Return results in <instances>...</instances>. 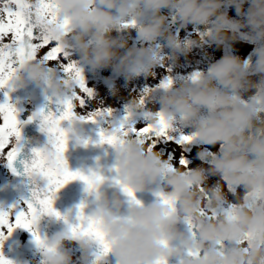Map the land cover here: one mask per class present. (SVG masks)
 Instances as JSON below:
<instances>
[{
	"label": "clouds",
	"instance_id": "obj_1",
	"mask_svg": "<svg viewBox=\"0 0 264 264\" xmlns=\"http://www.w3.org/2000/svg\"><path fill=\"white\" fill-rule=\"evenodd\" d=\"M2 9L16 13L11 34L0 36L3 91L19 110L10 94L36 86L56 107L32 113L45 139L24 159V190L13 204L29 203L31 230H24L35 257H7L6 243L20 228L0 217V259L264 264V0H0ZM240 43L252 46L248 57L223 55L205 71L132 95L122 119L102 104L87 114L69 108L86 70H110L131 83L194 49L234 51ZM165 133L201 145L202 164L166 158ZM80 150L92 154L73 169L70 156ZM66 173L83 179L56 187ZM72 183L82 186L81 198L61 212L59 194ZM13 205L0 207L9 221ZM45 219L58 230L44 232Z\"/></svg>",
	"mask_w": 264,
	"mask_h": 264
},
{
	"label": "rangeland",
	"instance_id": "obj_2",
	"mask_svg": "<svg viewBox=\"0 0 264 264\" xmlns=\"http://www.w3.org/2000/svg\"><path fill=\"white\" fill-rule=\"evenodd\" d=\"M232 14L235 15L234 10ZM178 28V25L176 26ZM191 29L189 30V32ZM183 36H187L188 32H181ZM133 42L139 44L137 38H132ZM252 46L246 43H240L235 46L234 51L229 49L218 50L215 46L203 49H194L191 55L182 56L178 62H172L161 66L156 71L154 78H138L131 83L122 77H117L110 70L100 73H94L90 70L85 71V79L87 86L95 93L94 98L89 101L87 111L94 112L98 105L102 104L105 108L114 112L116 119H122L125 115L124 106L132 95L145 93L149 90L156 92L160 90L161 84L169 78L180 80L187 78L196 71H205L208 65L215 59H219L223 55L237 54L248 57L252 53ZM166 51H168L166 49ZM92 75L86 77V75ZM113 89L117 91L114 93ZM42 91L31 88L10 94L15 106L20 110L21 120L25 121L35 110L38 100H40ZM82 97L86 98V94L79 92ZM3 92H0V102H5ZM76 111L80 114H87V111L80 108L77 102ZM0 119V124H2ZM94 126V125H93ZM95 127V126H94ZM176 140L180 136L175 137ZM159 148L163 151L166 158L172 159L176 164L181 165L180 161L186 159L188 166L198 167L202 161L198 158L201 151V145L197 143L179 145L175 141H160ZM8 149H5L7 152ZM17 187L12 177L7 162L0 159V207L11 206L17 203L20 198L15 195ZM14 222V221H13ZM4 252L10 259L23 257L24 259H33L35 257V246L33 237L30 232L20 228L16 229L13 236L7 241Z\"/></svg>",
	"mask_w": 264,
	"mask_h": 264
},
{
	"label": "snow or ice",
	"instance_id": "obj_3",
	"mask_svg": "<svg viewBox=\"0 0 264 264\" xmlns=\"http://www.w3.org/2000/svg\"><path fill=\"white\" fill-rule=\"evenodd\" d=\"M16 13L12 10L2 9L0 10V36L6 37L10 35L13 26V18ZM48 57L46 56V59ZM55 59V57H52ZM6 81L2 76H0V92H3L5 96V102H0V119H2V124H0V129L4 131V137L0 138V159H4L7 162V166L11 169L13 174L19 175L24 172V169L27 167L26 162L21 157L24 154L25 145H24V137L22 133V128L24 127L25 123L32 124L35 117L32 114L27 118V121L21 120V113L19 110L15 109L14 106L10 103V96L6 91H3L5 88ZM80 91L86 94V98L82 97L78 94L77 98L74 100L73 104L69 105V108L77 107V102L80 108H83L87 111V105L89 101H91L95 93L92 89L87 86L86 80L83 78L81 79V83L79 85ZM89 113V111H87ZM160 140H168L170 142L175 141L176 144L185 145L190 143V138L181 136L178 140L175 137H169L167 134H159ZM5 149H8L5 152ZM38 155V153H36ZM17 163L22 165V172H19L16 165ZM181 165H188V161L186 159L180 161ZM83 179L77 175H72L70 173H66L63 180L56 182V187H60L63 183H66L68 180L71 179ZM52 196H55V191L53 190ZM45 203V211H51V200H47ZM29 203L24 202L19 205H13L11 207L10 212V221H9V213L5 212L3 209H0V217L4 218V226L9 229L15 228H23L26 230H31V223L26 222L25 217L29 214ZM14 221V222H13ZM39 240V237L37 236ZM0 264H9L8 261L0 259Z\"/></svg>",
	"mask_w": 264,
	"mask_h": 264
},
{
	"label": "water",
	"instance_id": "obj_4",
	"mask_svg": "<svg viewBox=\"0 0 264 264\" xmlns=\"http://www.w3.org/2000/svg\"><path fill=\"white\" fill-rule=\"evenodd\" d=\"M41 107H52L55 109V105L49 104V101L45 97L43 100L40 101L38 105V109ZM37 109V110H38ZM90 130H94L89 126ZM22 133L24 137V145L25 150L24 154L21 157V159H25L27 156L30 155V149L37 146V142L43 141L45 137L40 132L39 129V121H36L32 124L25 123L24 127L22 128ZM92 153L84 152V150H80V152H73L70 156V163L73 167V169L79 167V158L86 157L91 155ZM19 172H22V165L17 163L16 165ZM11 170V169H10ZM12 172V171H11ZM13 174V172H12ZM20 190V196L23 193L24 190V178L21 175L13 174ZM81 188L82 186L79 183H72L68 185L60 194L59 198L56 202V207L61 212H65L71 208H73L74 205H76L80 198H81ZM140 198L146 202H151L154 199V196L151 193H143L139 194ZM42 230L48 234H51L52 232L58 230L59 225L53 223L52 221L45 219L41 224Z\"/></svg>",
	"mask_w": 264,
	"mask_h": 264
},
{
	"label": "flooded vegetation",
	"instance_id": "obj_5",
	"mask_svg": "<svg viewBox=\"0 0 264 264\" xmlns=\"http://www.w3.org/2000/svg\"><path fill=\"white\" fill-rule=\"evenodd\" d=\"M35 87V89H39L38 87H36V86H34ZM41 90V89H40ZM42 91V96L44 97V95H45V93L43 92V90H41ZM44 93V94H43Z\"/></svg>",
	"mask_w": 264,
	"mask_h": 264
},
{
	"label": "trees",
	"instance_id": "obj_6",
	"mask_svg": "<svg viewBox=\"0 0 264 264\" xmlns=\"http://www.w3.org/2000/svg\"><path fill=\"white\" fill-rule=\"evenodd\" d=\"M132 36L134 37L135 36V33H132Z\"/></svg>",
	"mask_w": 264,
	"mask_h": 264
}]
</instances>
